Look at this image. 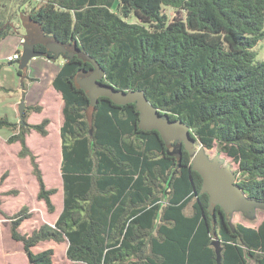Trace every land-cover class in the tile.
Returning a JSON list of instances; mask_svg holds the SVG:
<instances>
[{"label": "trees", "instance_id": "obj_1", "mask_svg": "<svg viewBox=\"0 0 264 264\" xmlns=\"http://www.w3.org/2000/svg\"><path fill=\"white\" fill-rule=\"evenodd\" d=\"M22 15L43 38L76 44L104 69V82L143 90L162 114L183 119L200 144L239 164L243 192L264 200V59L254 49L264 38V0H0V40L17 33ZM47 40L35 49L54 60ZM92 67L66 56L52 82L63 99V202L55 223L22 233L29 207L8 215L0 198L29 264H55L53 247L34 250L49 241L67 243L63 264H217L215 240L221 264H264V220L231 223L220 205L211 210L193 156L181 142L141 128L135 103L100 96L92 105L77 82ZM42 111L26 106L19 121L0 115V129L30 158L37 197L54 213L58 189L47 187L27 142L32 131L49 134L48 116L29 121Z\"/></svg>", "mask_w": 264, "mask_h": 264}, {"label": "rangeland", "instance_id": "obj_2", "mask_svg": "<svg viewBox=\"0 0 264 264\" xmlns=\"http://www.w3.org/2000/svg\"><path fill=\"white\" fill-rule=\"evenodd\" d=\"M35 3L40 2L41 0H34ZM167 13L170 18H173L177 15L175 9L168 7L166 8ZM129 20L138 22V18L135 15H132ZM22 34H25L26 29L20 27ZM257 52V60L264 59V38L259 41V43L254 47ZM37 60H32L27 65V70L33 75L41 76L45 79L43 85L42 83L33 86L32 92L37 95L41 91V95L44 93L45 89L48 87L47 78L52 76V72H49V69L53 67L60 68L61 65L66 61V57L63 53H60L56 59L52 60L51 68H46L44 70V64L42 57L37 56ZM0 65L7 68L5 77L7 79V85H10V88L1 89L0 88V104L5 105L3 115L7 116L10 120L20 119L19 105L16 103L15 112L13 113V104L12 101H25V106H31L35 104H40L38 101H30L27 97L21 98L23 95V90L19 88L16 84L15 76H18L17 70L20 69V61H15L12 65L7 62L5 59L0 60ZM26 68H23L25 73ZM28 73V72H27ZM25 73V74H27ZM29 74V73H28ZM40 74V75H37ZM43 76V77H42ZM28 80H36L34 77L30 78L26 75ZM26 79L22 80L26 82ZM20 84V83H19ZM27 88V86H26ZM51 88V85H49ZM48 91V90H46ZM49 93V91L47 92ZM50 95V94H49ZM46 96V95H45ZM54 96L48 98L46 102V111L41 113H31L29 121L34 123L40 122L42 117L48 115L51 117V123L48 125L49 134L42 136L41 134L32 131L27 134V142L32 148L34 153L37 155V160L40 164L42 174L44 176L47 187H56L58 189L57 193L53 195V202L56 205V211L54 213H49L46 209V206L43 201H40L37 197L38 193V182L33 174L32 165L29 157L21 158L19 156L20 143H8L7 138L10 135V131L7 128L0 129V198H1V207L8 214L13 215L23 205H27L32 212V216L29 219H26L21 223L19 229L22 233H30L32 230L42 223L47 222L54 224L59 213L62 210L63 202V184L61 177V137H60V124L62 123V114L59 110V105L55 104ZM7 106V107H6ZM10 106V107H8ZM23 109V110H24ZM197 149H203L205 154L209 159L218 157L222 166L229 165L233 170L239 169V164L227 153L219 151L217 148H206L199 142L196 144ZM2 176L4 177L1 181ZM239 178V173L235 176L237 181ZM191 205L188 206L187 212H191ZM229 221L231 223L241 222L249 226H257L264 220V209L256 208L253 211V214L248 216L240 211H233L231 213H226ZM48 247H53L55 250L54 263L63 264L68 263L66 259V249L67 243L61 242L57 243L54 241L42 242L34 250L39 251L46 249ZM0 264H29L28 258L24 252L23 244L19 241H16L11 236L10 231V219L5 215L0 214Z\"/></svg>", "mask_w": 264, "mask_h": 264}, {"label": "water", "instance_id": "obj_3", "mask_svg": "<svg viewBox=\"0 0 264 264\" xmlns=\"http://www.w3.org/2000/svg\"><path fill=\"white\" fill-rule=\"evenodd\" d=\"M22 24L27 29L23 39L22 57L20 65L26 67L29 61L37 56H43L35 49L39 40H47V44L56 57L63 53L66 56L78 54L85 60L93 62L94 67L81 69L77 75L79 86L88 94L91 104L95 105L100 96H106L117 104L135 103L139 111L141 128L159 131L162 139L170 144L179 141L184 144L193 156L192 167L202 176V190L209 194L210 208L215 210L220 205L226 213L240 211L250 216L256 208L264 209V200L247 196L235 180L237 173L232 168L222 166L218 157L209 159L203 149H197V138L192 135L190 126L181 118H171L162 114L155 105L151 104L145 92L139 89H122L104 82V69L90 56L81 52L76 44H61L52 38H43L40 30L32 24L27 15H22ZM25 102L20 103V115ZM217 253V264H221V245L219 240L214 241Z\"/></svg>", "mask_w": 264, "mask_h": 264}, {"label": "crops", "instance_id": "obj_4", "mask_svg": "<svg viewBox=\"0 0 264 264\" xmlns=\"http://www.w3.org/2000/svg\"><path fill=\"white\" fill-rule=\"evenodd\" d=\"M16 30H17V33L16 34H11V35H8L7 37H5L4 39L0 40V60L1 59H6V56L7 55H10L14 52H21L22 53V50H23V39H24V35L26 34L27 32V29L25 28V26H20V21L18 20L16 22ZM20 27H24L26 29V32L25 34H22L21 30H20ZM22 57V56H21ZM37 58L39 57H34L32 58V60H37ZM44 59H42L43 61V64H44V70L46 68H51V66L49 64H51L52 60L49 59V58H46V57H42ZM21 59V58H20ZM20 59L18 60H15V61H20ZM15 61H12V62H9L10 65H12L13 62ZM8 62V61H7ZM31 62V60L29 61V63ZM21 66V65H20ZM48 66V67H47ZM26 69L25 70V74L24 73V76H21V74H19L18 70H17V73H18V76H15L16 79V84L19 88H21L23 90V95L21 96V98H24V97H27L30 101H38L39 100V103L43 106V112L46 111V102H48V98L50 96H54V99H55V104H58L59 106V110L62 114V108H63V99H62V96H61V93L58 92L57 90H55V88L53 87L52 85V82H53V79L56 75V73L58 72L59 68L58 67H53L52 69H49V72H52V76L47 78V85L48 87L45 89L44 93L41 95V91H39V93L37 95H35L34 92H32V87L35 86V85H38L40 83H44L43 79L41 78V76H36V75H33V71L30 73L28 70H27V66L24 67ZM7 68L3 67L2 65H0V88L1 89H7V88H10V85H7V79L5 77V73L4 72H7V70H5ZM20 69H23L22 67H20ZM26 75L29 76L30 78L34 77L36 80H28L26 79ZM37 75H40V74H37ZM43 77V76H42ZM23 79H26V83H27V88L24 89L23 86H22V80ZM20 83V84H19ZM49 85H51V88H49ZM49 93H47L48 91ZM50 94V95H49ZM46 95V96H45ZM21 99H18L17 101L13 100L12 101V104L14 106L13 108V113L15 112V105L16 103H21V102H25L24 100L20 102ZM5 105H1L0 104V115H3V109H4ZM7 107V106H6ZM10 107V106H8ZM19 108H20V105H19ZM47 112V111H46ZM21 116V115H20ZM45 116H48V115H45ZM62 116V121H63V114L61 115ZM50 119L51 117L48 116ZM43 118V117H42ZM13 120H16V121H19V119H15L13 118ZM61 121V122H62ZM32 122V121H31ZM61 125V124H60ZM11 134V132H10Z\"/></svg>", "mask_w": 264, "mask_h": 264}, {"label": "built area", "instance_id": "obj_5", "mask_svg": "<svg viewBox=\"0 0 264 264\" xmlns=\"http://www.w3.org/2000/svg\"><path fill=\"white\" fill-rule=\"evenodd\" d=\"M21 56H22L21 52H14V53H12L10 55H7L6 59H7L8 62H12V61L20 59Z\"/></svg>", "mask_w": 264, "mask_h": 264}, {"label": "flooded vegetation", "instance_id": "obj_6", "mask_svg": "<svg viewBox=\"0 0 264 264\" xmlns=\"http://www.w3.org/2000/svg\"><path fill=\"white\" fill-rule=\"evenodd\" d=\"M233 170V169H232ZM233 171H235V170H233Z\"/></svg>", "mask_w": 264, "mask_h": 264}]
</instances>
